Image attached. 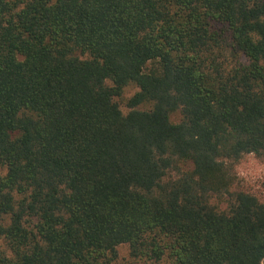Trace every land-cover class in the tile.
<instances>
[{
  "label": "trees",
  "instance_id": "1",
  "mask_svg": "<svg viewBox=\"0 0 264 264\" xmlns=\"http://www.w3.org/2000/svg\"><path fill=\"white\" fill-rule=\"evenodd\" d=\"M249 151L264 0H0V264H260Z\"/></svg>",
  "mask_w": 264,
  "mask_h": 264
},
{
  "label": "clouds",
  "instance_id": "2",
  "mask_svg": "<svg viewBox=\"0 0 264 264\" xmlns=\"http://www.w3.org/2000/svg\"><path fill=\"white\" fill-rule=\"evenodd\" d=\"M104 84L108 87H112L110 81L105 80ZM138 89H124L123 96L125 100L131 98ZM113 102H116V98H113ZM119 111L126 115L128 109L123 104L120 105ZM223 163L225 167L229 164L232 165V172L235 176V180L228 187V193H243L249 195L257 200L261 205H264V158H258L256 152H241L238 160L224 159L223 161H217ZM210 199L208 203L210 205L217 204V197L209 194ZM222 202L219 205V210L224 211L228 208V195L221 193ZM232 203H235L233 197ZM123 254V253H122ZM260 264H264V260L260 261Z\"/></svg>",
  "mask_w": 264,
  "mask_h": 264
},
{
  "label": "rangeland",
  "instance_id": "3",
  "mask_svg": "<svg viewBox=\"0 0 264 264\" xmlns=\"http://www.w3.org/2000/svg\"><path fill=\"white\" fill-rule=\"evenodd\" d=\"M133 88L136 89L135 87H128L127 89H133ZM123 99H125L124 96H123ZM118 102H119L120 104H123L121 100H118ZM122 253H123V252H122ZM122 253H121V255H124V253H123V254H122Z\"/></svg>",
  "mask_w": 264,
  "mask_h": 264
}]
</instances>
